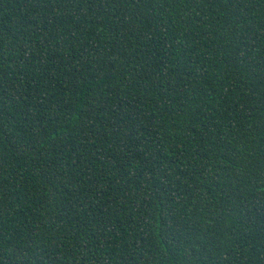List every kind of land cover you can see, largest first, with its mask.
Instances as JSON below:
<instances>
[{
	"label": "trees",
	"instance_id": "obj_1",
	"mask_svg": "<svg viewBox=\"0 0 264 264\" xmlns=\"http://www.w3.org/2000/svg\"><path fill=\"white\" fill-rule=\"evenodd\" d=\"M0 264H264V0H0Z\"/></svg>",
	"mask_w": 264,
	"mask_h": 264
}]
</instances>
